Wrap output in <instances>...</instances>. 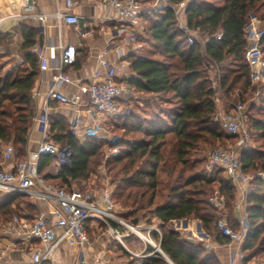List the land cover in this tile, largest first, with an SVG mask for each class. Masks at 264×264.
<instances>
[{"label": "trees", "instance_id": "trees-1", "mask_svg": "<svg viewBox=\"0 0 264 264\" xmlns=\"http://www.w3.org/2000/svg\"><path fill=\"white\" fill-rule=\"evenodd\" d=\"M138 1L146 5L157 2ZM184 1L182 18L202 42L188 44L169 7L158 6L142 16L143 35L137 36L142 46L127 56L132 76L123 82L131 95L128 100L135 101L134 108L126 103L121 115L111 116L105 123L120 142L110 144L98 135L81 139L72 132L66 117L48 116V135L55 144L70 148V165L61 166L55 177L46 175L43 172L54 157L43 155L37 171L45 182L57 179L59 188L70 192L73 183L89 178L90 165L98 164L103 148L119 147L117 155L105 159V167L109 166L110 184L114 186L111 199L125 210L120 218L132 225L140 219L152 224L155 218L161 237L158 241L152 234V239L173 264H218L213 253L182 237L169 223L196 219L216 243H229L216 227V211L206 202L205 194L208 185L217 183L219 193L225 197L228 220L235 221L231 206L233 185L221 176L222 169L207 173L194 156L203 141L235 139L213 119L216 107L205 65L212 61L220 67L224 93L250 85V70L244 61V28L250 14L264 19V0H164L169 5ZM18 31L22 42L17 54L22 62L12 56L8 34L0 33V145L11 144L23 160L36 113L32 90L41 72L39 58L32 50L40 46L41 35L25 24H19ZM259 48L264 55V35ZM231 64L235 65L233 70L227 68ZM255 90L258 95L250 97L245 112L250 129L264 133V85ZM240 161L242 171L251 174L246 196L248 229L241 250L264 259V148L242 151ZM159 170L165 172L166 181L163 197L156 203ZM13 202L17 207L23 203L34 210L26 196L5 194L0 196V223H7L16 212L11 207ZM111 225L118 227L114 222ZM234 225L231 223L233 228ZM124 243L130 247L127 239ZM146 251L152 249L148 246ZM140 264L167 263L160 258H144Z\"/></svg>", "mask_w": 264, "mask_h": 264}, {"label": "built area", "instance_id": "built-area-1", "mask_svg": "<svg viewBox=\"0 0 264 264\" xmlns=\"http://www.w3.org/2000/svg\"><path fill=\"white\" fill-rule=\"evenodd\" d=\"M101 2L113 13L108 19L117 26L115 30L117 35L124 36L122 38L125 45L131 43V52L138 50L141 43L138 42V32L136 27L139 26L143 15L148 13L150 9L158 6L169 7L175 15L177 27L187 36V42L192 45L194 42V31L187 28L183 22L182 10L185 5L180 2L177 5H169L164 0H157L153 5H143L138 0H101ZM74 3L72 0L64 1V11L56 12L53 17L66 25L77 27L80 19L77 15L70 12ZM30 7L25 4V9ZM48 15L37 14L32 18L43 22ZM25 18L30 15L24 14ZM91 34V31L83 32V36ZM244 35L247 43L244 52V61L250 70V81L256 83L264 79L262 76L264 68L263 55L259 48V41L264 35V31L260 29V22L253 16L249 17V21L244 28ZM216 38H220V33L216 34ZM53 47H47L48 51H52ZM40 61V71L48 68V56L44 55L38 47L34 48ZM114 52L118 57L124 53L121 47H115ZM75 48L71 45L67 46L61 53L58 63L52 66L54 70L51 76L50 88L45 93V101L56 102L61 106H67L74 114L70 119V129L74 134H79L77 128L83 126V115L89 120L90 124L85 130V135H102L103 126L101 120L107 115L120 114L119 106L116 103L128 92L123 82H118L116 78L121 72L120 67L107 65L103 61L106 70L104 72H95L89 78L79 84V92L67 96L61 86L72 84L74 81L69 74L65 72V67L75 62ZM19 62L22 60L19 58ZM216 83H213V97L215 104V113L213 119L219 123L225 134L238 139L239 145H244L247 135L243 129L245 121L244 104L238 102L231 104V110L225 112L220 109L222 106V94L219 93ZM39 95L38 92L34 96ZM237 96H239L237 94ZM228 102L227 99H225ZM37 121L41 125V137L35 150L29 152L27 157L17 162L11 172L0 169V192L6 194H17L26 196L36 200H46L55 205L53 215L54 221L50 224L45 217L44 212H39L32 218L13 214L9 222L3 227L4 235L9 240V245L15 247L17 245L28 246L36 242L30 256L28 264H55L53 255L58 247L63 243L71 240V243L78 248H84L89 244L86 234V222L88 220H97L105 226V233L109 234L113 240L117 241L125 248L122 241V235L118 228L113 227L114 222L120 227L125 228L129 233L143 239L145 242L156 245L149 237L143 236L139 228L122 219L115 217L112 213L113 202L111 200L110 190L105 188L101 193L98 201H93L90 196H77L73 192H68L63 188L54 186L45 182L38 174V161L41 156L49 155L54 157V168L56 171L61 166L70 165L71 150L68 146H59L55 144L48 135V120L45 114H41ZM103 127V128H102ZM110 141L109 143H111ZM117 153V150H115ZM13 152L11 145L6 146L4 154L10 155ZM115 154L108 155L113 156ZM208 168H220L224 176L233 182V186L246 184L248 177L243 175L240 154L237 153L235 147L212 149L207 157ZM222 197L219 199H210L211 205L216 209L223 207ZM217 229L222 236L228 238L230 242L242 243L247 233L246 217L240 222L241 231L237 232L231 229L225 220L220 219L216 222ZM159 233L157 229H155ZM80 264H86L85 260H80ZM93 264H101L94 262Z\"/></svg>", "mask_w": 264, "mask_h": 264}, {"label": "crops", "instance_id": "crops-1", "mask_svg": "<svg viewBox=\"0 0 264 264\" xmlns=\"http://www.w3.org/2000/svg\"><path fill=\"white\" fill-rule=\"evenodd\" d=\"M64 1L65 0H25V4L30 5L27 10L25 9V5H23L14 15L0 18V33L8 34L7 41L11 42L12 56L17 59L19 58L17 47L22 42L18 31L19 24H25L36 29L37 33L41 35V44L35 47H38L44 55L48 56V68L40 72V77L32 90V96H34L36 92H38L39 95L34 96L36 113L28 132L27 145L23 158L25 156L27 157L29 152L35 150L38 146L41 137V125L37 121V118H39L41 114H45L46 117L51 115H62L68 120L74 115L67 106H61L56 102L47 103L45 101V93L50 88L51 76L54 72L51 68L58 63L59 56L67 46H73L76 51L74 64L68 65L64 69L74 81L72 84L61 86V90L67 96L77 94L79 92V84L95 72H104L107 67L102 65L103 61H105L107 65L120 67L121 72L116 80L118 82H125L126 79L132 76L128 71L129 62L127 56L137 53L140 49L131 52V43L125 45L122 40L124 36L116 34L115 30L117 26L108 19L113 13L101 2V0H72L74 5L70 12L77 15L80 19V23L77 27L66 25L53 17V14L56 12L64 11ZM23 13L30 15V18L24 19ZM37 14H46L48 16L43 22H40L32 18ZM143 28L144 24L140 21L139 26L136 27L139 36L141 32L143 33ZM88 30L91 31V34L83 36V32ZM47 47H53V50L48 51ZM115 47H121L124 53L121 57H118L114 52ZM34 48L32 50L33 52ZM129 98H131V95L128 91L121 98H118L116 103L118 106L121 104L125 105L126 103L129 104ZM224 108L223 105L220 106V109L223 110ZM111 116L115 115H107L102 118L101 123L103 127ZM82 117L84 124L77 128L78 135L81 139L86 136L85 130L90 124L89 120L84 115ZM98 136L102 137V135L99 134ZM6 146L0 145V169L11 172L15 164L21 159L14 151L10 155L4 154ZM53 164L54 161L43 173L55 177L60 169L56 171ZM58 182L57 179L52 181L56 187H59L57 186L59 184ZM5 194L6 193L0 192V196H5ZM92 194L93 197L90 196V198L93 201H98L101 197V193L94 195L95 192H92L90 195ZM27 201L30 206H33L34 213L27 207L26 211H22L20 207H17L16 202H13L11 207L16 211L13 214L32 218L39 212H44L48 222L50 224L53 223V211L55 208L53 203L28 197ZM176 222H182L180 229L176 226L178 225ZM193 222H196L197 232H194L192 229ZM7 223H0V264H28L36 242L26 247L23 245H17L15 247L10 246L9 240L4 235L3 229ZM103 226L104 225L97 220H88L86 222V234L89 244L84 248H78L71 243V240L63 242L53 255L55 264H80V260H85L86 264H93L94 262H100L101 264H140L144 258H160L167 264H170L167 261V256L152 239V234L156 235L158 241L161 237L158 221L155 218L152 219V224H147L144 219H140L135 226L139 228L143 236L150 238L158 247V250L153 245L145 242L135 234L129 233L120 226L116 228H118L122 235L125 248L105 232L89 237V230H93L92 232H94V230L98 228H104ZM169 226L179 232L182 237L189 240L191 243L201 244L208 249L215 255L218 264H239L238 255H236V253L239 252L237 248H241L238 245L239 242L229 241L228 244L223 245L216 243L209 235L202 233L203 229L201 223L196 219L174 220L169 223ZM155 229H157L159 233L155 231ZM124 239H127L130 247L124 243ZM148 246L152 249L151 252L146 251ZM153 253L158 254V256Z\"/></svg>", "mask_w": 264, "mask_h": 264}, {"label": "rangeland", "instance_id": "rangeland-1", "mask_svg": "<svg viewBox=\"0 0 264 264\" xmlns=\"http://www.w3.org/2000/svg\"><path fill=\"white\" fill-rule=\"evenodd\" d=\"M143 5H145V4H143ZM251 16L255 17L260 22V29H262L264 31V19L261 20L260 18L254 16V14H250L249 17H251ZM142 35H143V33L141 32L140 36H142ZM193 39H194V41L196 40V42L197 41L202 42L201 38H199V36L196 33H194ZM246 47H247V43H246ZM263 59H264V55H263ZM227 68L229 70H233L235 68V65H233V64L228 65ZM205 72H206L205 73L206 76L211 81V87L213 86L212 82L213 83L215 82L216 86L219 88L218 91L220 94H222V98H224L222 101L223 102L222 105L225 107L223 109V111H225V112H229L231 110V104H237L238 102L243 103L245 110H246L250 104V101L252 100V99H250V97L252 96V98H256V96L258 95L257 90H255V92H254L253 88L255 89L256 87H259L260 85H264V79H262L261 81H258L256 83H251V81H250V85L247 88H243V87L235 88L229 93H224L222 85H221L223 72L220 69V67H218L216 64H214L211 61L209 63H206ZM262 76H264V68H263ZM249 80H250V76H249ZM237 94L239 96H237ZM225 99H227L228 102H226ZM134 103H135L134 100H130L129 101V107L134 108V105H135ZM119 110H121V111H120V114H118V115H121L123 110H124V105H122V104L119 105ZM249 126H250L249 125V117H248L247 113L245 112V121L243 123V129L247 135V139H246V142L244 143V145L237 146V144H238L237 138H235V139L234 138H227L224 140L222 139V140H216V141H212V140L203 141V143L199 146L198 151L194 155L195 158H199V160L201 161L200 165H201L202 169L204 171H206L207 173H211V172L217 170L215 168L209 169L207 166L206 157H207L209 151L212 149H220V148L224 149V148H228V147H235L237 150V153L241 154L242 151H244L248 148H257L258 146H260L261 148H264V133H259V132L253 131L250 129ZM111 131H112V128L110 126L109 127L104 126L103 131H101L102 132L101 134H103L106 138H108L109 142L112 141L110 144H116L117 142L119 143L120 141L117 139V137ZM116 132L118 135L123 136L120 131H116ZM115 150H117V153ZM119 150H120L119 147H116V146H112L109 148H103V154H102V157H100V161L98 162V164L92 163L90 165V166H92L91 167L92 172H91L89 178L85 181L73 183L71 185L69 191L73 192L77 196L84 197L86 195H89V196L93 197V194L90 195L92 192H95L94 195H96L98 193H102L104 188L106 187L110 190V194L112 195L113 190H114V186L110 184L112 176H110L111 175L110 172L107 171V168L109 166L105 167V159L112 157V156L107 157L108 155H111L112 153L117 155L119 153ZM115 155H113V156H115ZM243 175L248 177V180H247L248 182L246 184H242L241 188H239V186H235V185L233 186L234 197H233V202H232L231 206L233 209L232 210V215H233L232 217L235 221L230 220V222L232 224H236V225H234V228L231 226V223L228 220L227 210L225 208V197L219 193L218 184L213 183L211 185H208L206 188L207 193L205 194L206 202L209 204L210 207H212L216 211L215 212V214L217 216L216 221H218L220 219L225 220L227 225L231 229H233L234 231H237V232L241 231L240 222L244 219V217H246V211H247L246 196H247V192H248V188H249V182L251 179V174L243 171ZM221 176L224 179L230 181L231 184L233 185V182L231 180L227 179L223 173H221ZM158 180H159V183H158V191H157V195H156V203H158L163 197L162 187L166 181V175H165V172L163 170L158 171ZM59 185L60 184H58L57 186H59ZM221 197H222L221 202L223 204V207L221 209H216L213 205H211L210 199H214V198L219 199ZM19 207L22 211H26L25 204H19ZM31 212L34 213L33 211H31ZM124 212H125L124 209H121L117 204H115L113 202L112 213L115 217L120 218L121 213H124ZM176 224H178L176 226L179 227V229H180L182 226V222L181 223L176 222ZM103 227L104 228H101V229L98 228L97 230H94V232H92L93 230H89V232H88L89 237L105 232V226H103ZM192 229L194 230V232H196V230H197L196 222L192 223ZM202 233L209 235L204 230ZM197 238H198V236H197ZM242 244H243V242L240 244L238 243L239 247H241ZM239 249H241V248H237V250L239 252L236 253V255H238L239 264H263L264 259H262L260 256L251 257L249 252H243L242 250H239ZM206 250L209 251L208 249H206Z\"/></svg>", "mask_w": 264, "mask_h": 264}, {"label": "bare ground", "instance_id": "bare-ground-1", "mask_svg": "<svg viewBox=\"0 0 264 264\" xmlns=\"http://www.w3.org/2000/svg\"><path fill=\"white\" fill-rule=\"evenodd\" d=\"M23 5L25 0H0V18L14 15Z\"/></svg>", "mask_w": 264, "mask_h": 264}, {"label": "water", "instance_id": "water-1", "mask_svg": "<svg viewBox=\"0 0 264 264\" xmlns=\"http://www.w3.org/2000/svg\"><path fill=\"white\" fill-rule=\"evenodd\" d=\"M157 250H158V248H156ZM167 261L170 263V264H172L168 259H167Z\"/></svg>", "mask_w": 264, "mask_h": 264}]
</instances>
